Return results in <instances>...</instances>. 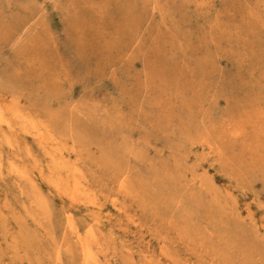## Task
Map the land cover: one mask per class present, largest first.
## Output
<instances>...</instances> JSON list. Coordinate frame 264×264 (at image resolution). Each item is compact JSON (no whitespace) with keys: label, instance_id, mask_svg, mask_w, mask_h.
Wrapping results in <instances>:
<instances>
[{"label":"rangeland","instance_id":"obj_1","mask_svg":"<svg viewBox=\"0 0 264 264\" xmlns=\"http://www.w3.org/2000/svg\"><path fill=\"white\" fill-rule=\"evenodd\" d=\"M0 264H264V0H0Z\"/></svg>","mask_w":264,"mask_h":264},{"label":"bare ground","instance_id":"obj_2","mask_svg":"<svg viewBox=\"0 0 264 264\" xmlns=\"http://www.w3.org/2000/svg\"><path fill=\"white\" fill-rule=\"evenodd\" d=\"M105 227V226H104Z\"/></svg>","mask_w":264,"mask_h":264}]
</instances>
